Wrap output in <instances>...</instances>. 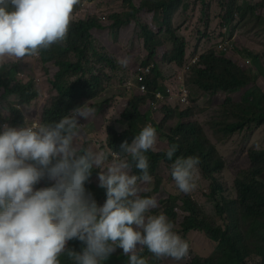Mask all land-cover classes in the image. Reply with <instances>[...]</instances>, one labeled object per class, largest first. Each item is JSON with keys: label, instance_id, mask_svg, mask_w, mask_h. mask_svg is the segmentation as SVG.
<instances>
[{"label": "clouds", "instance_id": "obj_1", "mask_svg": "<svg viewBox=\"0 0 264 264\" xmlns=\"http://www.w3.org/2000/svg\"><path fill=\"white\" fill-rule=\"evenodd\" d=\"M79 0H0V66L39 56L42 50L66 41ZM127 66L129 58L118 60ZM8 107L3 109L7 115ZM91 101L75 107L57 121L20 127L0 125V264H100L122 249L129 264H148L147 249L156 259L182 261L189 244L159 207L155 196L140 193L153 183L146 155L156 148L157 130L146 124L129 144L125 140L106 171L98 172L106 201L98 206L85 184L106 155L82 149L83 118L94 116ZM27 117H25V120ZM178 145L166 158L173 160ZM130 157V160H129ZM198 156H176L171 176L176 188H197ZM139 174H130L132 167ZM42 181L47 186L37 187ZM84 245L80 252L69 241Z\"/></svg>", "mask_w": 264, "mask_h": 264}, {"label": "rangeland", "instance_id": "obj_2", "mask_svg": "<svg viewBox=\"0 0 264 264\" xmlns=\"http://www.w3.org/2000/svg\"><path fill=\"white\" fill-rule=\"evenodd\" d=\"M142 0H133L139 6ZM234 3L233 14L228 15L230 5ZM241 7L239 10L238 8ZM126 0H82L80 7L73 12V20L85 19L88 16L98 17L108 27L103 30H93V49L89 54L87 68H94L96 71L106 75V88L91 106L95 108V114L88 121L79 119L84 124V135L77 141L83 148L94 152H103L106 160L99 170L106 171L107 167L116 159L107 147L108 128L113 126L118 132L128 129V123L123 122L127 114L129 100L135 95H146L138 93L135 87L129 89V82L134 84V76L145 62H149V74L153 66H157L161 72L159 84L165 88V100L154 105V101L147 100L141 104L142 114L146 119L140 124L143 128L151 123L154 127L162 123L165 112L163 105L181 110L191 109V117L186 121L199 122L205 135L214 144L220 156L223 158L225 167L214 174L212 179H205L200 171L198 172L197 188L190 193L179 191L171 176V164L160 163L156 178L151 185H144L140 195L148 194V197L155 196L159 207L151 214L164 212L166 207L173 206L178 213L174 221L175 231L189 244V253L182 261L171 259H160L159 264H185L194 256L203 258L213 256L215 243L204 233L190 231L184 233L180 223L186 215L183 208V199L190 197L195 200L203 212L216 224L223 227L229 224L227 214L222 218L217 214V204H224L223 199L232 200L236 198L235 180L246 173L250 167L248 153L251 150L264 149V124L260 126L250 125L241 132L235 133L228 138L221 134H215L211 124L222 117V107L225 100L223 94L211 96L203 91L192 87L190 81V68L194 65L192 61L199 58L203 53L216 50L217 53H225L229 58L240 62L246 69L251 65L247 57H241L239 52L248 50L259 56L264 65V0H183V4L174 13L172 25L175 32L183 36L187 42L186 55L182 66L172 67L166 61L168 52L173 44L170 36L166 33L158 35L159 45L154 49L155 54L150 57L149 47L145 46L144 29L157 32L158 21L152 13H140L139 21L132 22L119 30L109 28L112 24L110 16L114 13L128 11ZM225 47L220 49V45ZM239 52H238V51ZM106 58L108 62L102 61ZM129 58L127 66H121L118 60ZM110 62L114 64L112 68ZM17 67L18 80L28 82L33 80L38 90V98L28 105H19L16 96L3 97L0 93V117L10 125L11 120L16 119L11 107L19 108L23 117H27L25 125L40 123L45 107L57 95L50 80L53 79L56 69L54 64L44 66L38 56L27 57L19 61H7L0 66V74L7 76L10 69ZM190 66L189 69L187 67ZM179 77H181L179 79ZM259 82L264 83L260 78ZM184 84L188 93V102L182 104L178 97L177 85ZM172 93L169 95L167 89ZM193 89L196 95L194 100L190 99L189 93ZM240 100L241 94L234 96ZM89 101H86V103ZM156 102V101H155ZM8 107L7 115L3 109ZM122 119V120H121ZM184 119L176 117L167 125L157 131V145L154 150H165L168 148L167 136L171 128L177 126ZM120 121V122H119ZM126 121V120H125ZM123 122V123H121ZM127 122V121H126ZM24 124V123H23ZM11 126V125H10ZM132 174V172L130 173ZM261 180L264 181V175ZM99 185L98 178L95 181ZM220 184L223 191L217 194V198L209 197L213 185ZM158 186L159 191L154 189ZM38 187V186H37ZM170 219V218H169ZM122 249H117L109 259L114 264H124ZM247 264H262V259L256 255L247 258Z\"/></svg>", "mask_w": 264, "mask_h": 264}, {"label": "trees", "instance_id": "obj_3", "mask_svg": "<svg viewBox=\"0 0 264 264\" xmlns=\"http://www.w3.org/2000/svg\"><path fill=\"white\" fill-rule=\"evenodd\" d=\"M82 0L74 7L77 10ZM129 10L124 13H114L110 16L112 24L109 28L119 30L132 22L139 21L140 13H152L159 23L157 32L144 29L145 46L149 47L150 57L155 54V48L159 45L158 35L166 33L170 36L173 47L166 56V61L174 66H182L187 42L183 36L175 32L172 25L174 13L183 4V0H142L136 6L133 0H126ZM234 3L230 5L229 16L233 14ZM239 10L241 7L238 8ZM102 21L95 16L85 19L72 20L67 39L62 44L53 45L48 50H42L39 59L44 66L54 64L56 73L50 83L57 95L45 107L40 123L57 121L73 108L83 106L86 101L95 100L106 88V75L94 68H87L86 63L93 49V30L107 29ZM238 51V50H237ZM239 52V51H238ZM241 57H247L251 65L246 69L240 62L229 58L225 53H217L210 50L199 56L198 61L190 69V85L211 96L223 94L225 100L222 107V117L211 124L215 134H221L223 138L241 132L250 125L260 126L264 124V65L259 56L251 51L239 52ZM107 61L106 58H101ZM113 68L114 64L110 62ZM149 62L144 63V67ZM18 66L10 69L7 76L0 74V93L3 97H18L19 105H28L38 98V90L33 80L22 82L18 80ZM151 72L154 77L148 75L145 79L148 91L146 95H135L129 100L125 124L128 129L118 132L113 126L108 128L107 147L111 152H119L120 145L127 140L130 144L132 139L142 129L140 124L146 119L142 114L140 106L147 100L157 101L155 94L162 92L165 88L159 84L161 72L157 66H153ZM190 99L196 98L193 89L189 90ZM241 94L240 100L234 96ZM16 119L11 120L13 127L23 126L25 118L19 108L11 107ZM162 111L165 115L162 123L155 127L159 131L177 116L183 118L177 126L171 128L167 136L168 145H178L176 156H198L200 158V171L205 179H212L215 173L225 167L223 158L220 156L214 144L205 135L202 125L197 121H186L191 117V109L181 110L163 105ZM122 120V119H121ZM120 122V121H119ZM121 122V123H123ZM7 123L0 117V125ZM82 149H86L83 147ZM166 150H152L146 153L149 158V172L156 178L160 163L172 164L166 158ZM250 167L246 173L235 180L236 198L232 200L223 199L224 204H217L216 210L220 217L227 214L229 224L225 227L216 224L201 209L199 204L190 197L183 199V208L186 215L180 223L184 233L198 231L204 233L215 243V253L210 257L194 256L185 264H247V258L256 255L262 259L264 264V149L251 150L248 153ZM130 160V157H129ZM98 168H93V173L85 184L87 192L92 194L98 206L106 201V190L95 184L98 178ZM132 174H139L133 166ZM39 187L47 186L42 181ZM159 191L158 186L154 189ZM223 188L220 184L213 185L209 197L216 199L217 194ZM148 194L142 196L148 197ZM171 221H176L178 213L173 206L164 210ZM68 247L80 252L82 247L78 240L69 241ZM140 255L147 259L148 264H159L147 249H143ZM112 255L110 256V258ZM109 258V259H110ZM108 260L100 264H114ZM124 264H129L128 257L123 255ZM61 264H74L67 255L60 257Z\"/></svg>", "mask_w": 264, "mask_h": 264}, {"label": "built area", "instance_id": "obj_4", "mask_svg": "<svg viewBox=\"0 0 264 264\" xmlns=\"http://www.w3.org/2000/svg\"><path fill=\"white\" fill-rule=\"evenodd\" d=\"M224 47H225V45H223V44L220 45V49H223ZM197 61H198L197 59H194L192 61V64H195ZM189 68H190V66L187 67V69H189ZM149 71H150L149 68H146V67L140 68L139 71L134 76V82L135 83L131 84L132 82H129L128 88L131 89L132 87H135L137 89L138 93H141V94L147 93L148 88H147V85L145 83V79L148 76ZM180 78L181 77H179V79ZM177 86H178V88H177L178 97H179L180 102L182 104L187 103L188 102V93H187V90L185 88V85L180 84ZM172 90H173V88H172ZM172 90L170 88H168L167 93L170 95L172 93ZM165 97H167L166 94H163L162 92L156 93L155 98L157 99V101L156 102L154 101V105L157 104L159 101L165 100Z\"/></svg>", "mask_w": 264, "mask_h": 264}, {"label": "crops", "instance_id": "obj_5", "mask_svg": "<svg viewBox=\"0 0 264 264\" xmlns=\"http://www.w3.org/2000/svg\"><path fill=\"white\" fill-rule=\"evenodd\" d=\"M172 67H176V66H174V65H171Z\"/></svg>", "mask_w": 264, "mask_h": 264}]
</instances>
